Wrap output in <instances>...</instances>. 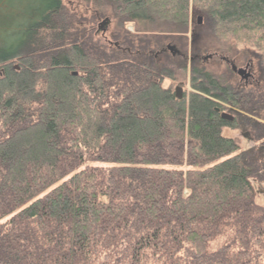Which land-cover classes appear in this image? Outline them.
<instances>
[{
  "label": "trees",
  "instance_id": "trees-1",
  "mask_svg": "<svg viewBox=\"0 0 264 264\" xmlns=\"http://www.w3.org/2000/svg\"><path fill=\"white\" fill-rule=\"evenodd\" d=\"M75 1L104 8L0 0V264H264V69L240 90L149 50L198 13L264 60V0Z\"/></svg>",
  "mask_w": 264,
  "mask_h": 264
},
{
  "label": "rangeland",
  "instance_id": "rangeland-1",
  "mask_svg": "<svg viewBox=\"0 0 264 264\" xmlns=\"http://www.w3.org/2000/svg\"><path fill=\"white\" fill-rule=\"evenodd\" d=\"M65 5L70 10H77V15L82 17L85 16L86 18H93L95 15H99L100 10L104 7L103 5L93 4L92 2L87 4V8L85 7V3L78 2L75 0H65ZM105 6V5H104ZM112 12L109 10L108 18L112 19V24L114 25V18L111 17ZM111 15V16H110ZM199 18L202 20L201 24H198ZM106 19V18H105ZM193 25L191 32L184 35L180 34L177 38L173 36L171 39L166 35L164 38L165 40H161V42L156 45L154 48L149 49L150 55L154 60L155 64L159 67L173 65L174 67L181 63L186 64V66H190L192 63L199 62L200 64H204L205 68H207L210 72H212L215 76L223 78V81L227 84L232 85L233 87L238 86L240 79L232 73L230 66L224 63L220 59L212 58V55H223V59L228 58L237 68L245 69L248 66V62L251 64V73L254 76V82L258 80V76L260 74L261 69H264V60L260 57L259 53L254 51L253 49L244 50L242 48L234 47L233 43L227 42L226 40H219L217 38H213L209 35L206 25L204 23L202 15L198 13H193L192 15ZM99 22L101 21L100 18L98 19ZM104 20V19H103ZM98 22V23H99ZM111 25L109 27V32L113 33L115 28ZM128 30L134 32L136 30L135 27H128ZM109 32L106 34L108 36ZM150 35V34H149ZM171 36V35H169ZM159 39L158 37H155ZM174 47L175 50L179 52V56H172L170 51L166 48L167 46ZM197 49V51H196ZM199 49V50H198ZM170 58L172 60H170ZM195 58V59H194ZM199 58V59H198ZM171 62V64H169ZM201 64V65H202ZM203 66V65H202ZM190 74L187 80H180L176 83H173V90L175 91L177 87H182L183 91H190L189 86ZM225 83V84H226ZM252 85L244 84L240 86V90L242 89H250L253 87ZM227 115H231L237 118V113L233 112L231 109H228L224 112ZM247 115H244L246 118ZM239 118V116H238ZM253 119V118H251ZM239 131L226 129L225 135L231 136L235 140H237L240 144L246 145L249 144L247 140H244L241 137V134L238 133ZM259 204H264V188L260 190V194L257 198Z\"/></svg>",
  "mask_w": 264,
  "mask_h": 264
},
{
  "label": "water",
  "instance_id": "water-1",
  "mask_svg": "<svg viewBox=\"0 0 264 264\" xmlns=\"http://www.w3.org/2000/svg\"><path fill=\"white\" fill-rule=\"evenodd\" d=\"M201 21H202V20L199 18V20H198V24H199V25L201 24ZM109 23H110L109 19H105V20H103V21L98 25L97 34H100V33L102 32L103 35H104V34L106 33V31H107V27H108ZM168 49H169V51H170L173 55H175V53L173 52V48H172V47L168 46ZM247 68H248V67H247ZM247 68L244 69V70H237V68H236L235 66H232V71H233L234 73H237V74L241 77L242 80H246V79H248V78L250 77V76L247 74V72H246ZM244 74H247V75L244 76ZM175 96H176V98H177L178 100H182V98H183V91H182L181 88H178V89L176 90V94H175ZM222 118H223L224 120L228 121L229 123H231V122L234 121V118H233L232 116L227 115V114H225V113H223ZM248 136H249L248 134H245V135H244L245 138H247Z\"/></svg>",
  "mask_w": 264,
  "mask_h": 264
},
{
  "label": "flooded vegetation",
  "instance_id": "flooded-vegetation-1",
  "mask_svg": "<svg viewBox=\"0 0 264 264\" xmlns=\"http://www.w3.org/2000/svg\"><path fill=\"white\" fill-rule=\"evenodd\" d=\"M227 64H229V65H232V63H227ZM247 64H249V63H247ZM251 69V66H249V70ZM245 75V74H244ZM250 81V80H249ZM249 81H248V83H249ZM247 84V83H246ZM241 85V84H240ZM243 85V84H242ZM243 90H245V89H243Z\"/></svg>",
  "mask_w": 264,
  "mask_h": 264
}]
</instances>
